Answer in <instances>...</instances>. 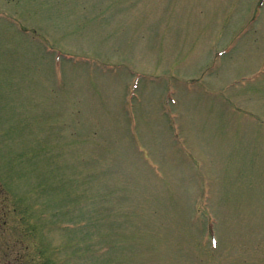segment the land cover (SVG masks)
<instances>
[{
    "label": "rangeland",
    "instance_id": "obj_1",
    "mask_svg": "<svg viewBox=\"0 0 264 264\" xmlns=\"http://www.w3.org/2000/svg\"><path fill=\"white\" fill-rule=\"evenodd\" d=\"M0 264H264V0H0Z\"/></svg>",
    "mask_w": 264,
    "mask_h": 264
}]
</instances>
